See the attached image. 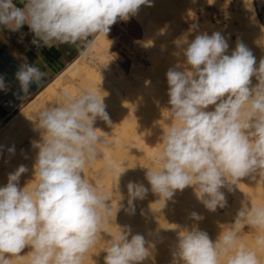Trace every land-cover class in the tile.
Here are the masks:
<instances>
[{"label":"clouds","instance_id":"9594fccd","mask_svg":"<svg viewBox=\"0 0 264 264\" xmlns=\"http://www.w3.org/2000/svg\"><path fill=\"white\" fill-rule=\"evenodd\" d=\"M141 6L151 7L152 0H0V28L18 32L27 25L38 48L74 45L87 57L96 36L107 37L114 24L129 21ZM175 44L174 55L183 60L166 72L169 127L160 136L154 166L146 168L150 187L129 181L125 206L117 184L116 214L135 215V202L149 191L164 208L188 187L206 210L216 212L228 205L223 189L231 193L243 178L264 175V58L257 65L241 41L227 54L229 43L220 32L192 40L185 34ZM24 60L15 73L21 99L47 77ZM7 90L0 77V91ZM105 97L91 89L62 93L38 114L35 130L41 139L32 142L38 150L32 179L20 186L29 171L20 165L0 187V264L20 259L25 248L30 249L27 264H84L96 246L102 225L112 218V197L86 178L85 169L102 153L98 146L109 144L108 134L95 127L98 119L112 124ZM8 152L14 154V146ZM107 170L118 182L125 172ZM190 219L191 227L175 228L170 264H264V204L243 202L215 240L199 228L202 215L192 212ZM245 229L255 234L251 245L243 239ZM107 240L104 264H154L156 243L134 234L131 226H119Z\"/></svg>","mask_w":264,"mask_h":264},{"label":"rangeland","instance_id":"374dc122","mask_svg":"<svg viewBox=\"0 0 264 264\" xmlns=\"http://www.w3.org/2000/svg\"><path fill=\"white\" fill-rule=\"evenodd\" d=\"M235 2L236 0H214V3L209 5L207 0H152L151 7L141 6L138 14L131 17L129 21H118L114 24L107 37L105 35L96 36L103 38V43H106L107 46L106 48L99 50L98 45H92L89 56L84 57L79 55L67 67L68 69L64 70L68 71L66 73L62 72L64 75L61 77V84L54 92H49V89H47L50 83L41 93L28 99L8 119L0 123L2 125L5 122H11L10 128L6 130L10 136L8 137L10 141L6 143L9 146L11 145L10 147L18 143V146L14 147L15 155L5 151L6 148H9L7 144H5L7 147L0 144V178L9 172L11 173L17 166L26 165L29 172L21 175L20 186L23 187L32 179V166L38 150L33 148L31 143L41 139L39 131L35 130V122L42 110L51 106L55 101L58 102L60 98L58 99L54 96L60 93V88H66L69 94H77L84 89H88L87 87L92 83L94 84L99 78L108 77L110 79L108 83H103L102 86L98 87L97 85L90 86V89L96 91L99 95H106L104 100L107 105L106 111L112 121L111 126L105 122L101 125L103 127L102 131L108 134L109 144L98 146L99 149L106 151L107 160H103L102 162L97 161V159L94 160L91 166L86 168L87 173H85V176L86 178H90L104 192H108L112 197L113 205L118 203L121 193L125 197L123 203L127 206L126 185L129 181H138L144 183L146 187H150L144 178L147 171L146 168H152L155 163L150 158V149L157 147L159 151L162 148L160 136L163 130L166 131L169 127L168 113L157 111L158 109L168 107V88L161 86L151 88L154 78L153 74L159 68H164L167 71L168 60L176 56L174 55L177 52L175 41L179 38L178 34L181 31L182 25H186L187 23L186 29H192L191 32L193 33L196 22L202 19L209 20L210 23L208 25L212 24L213 27L214 25L218 26L220 22L226 24L225 21L228 19V16L238 6ZM259 16L261 18L260 12ZM188 19H190L189 22L187 21ZM208 25L205 27V32L211 29ZM161 30H164L163 34H161ZM231 33L230 39L227 40L236 45L237 41H241L242 36L238 34L236 37H231ZM95 55L104 57L103 62L99 65L91 63L90 58ZM178 62H181V60L177 59L176 63ZM74 68L81 70L82 79H86L85 82H79L74 76L67 75ZM135 81L136 83L139 81L143 84L148 94L142 96L145 101L142 107L130 109L128 106L130 100L134 99L133 96L136 91L137 84ZM143 110L147 112L144 113ZM133 115L134 118H132ZM128 117L129 119L127 120ZM22 143L31 144L28 146L30 151L27 145H23ZM127 143L130 145L129 148L125 147ZM1 147H4V149ZM17 155L20 156L17 157ZM16 158H20L18 159L19 161ZM13 161L19 163H16V165ZM109 166L114 168L116 173L125 171L119 178V182L118 176L107 170ZM6 171L9 172L7 173ZM0 183H2L0 186L6 185L3 178L0 179ZM117 184L120 193L117 189ZM185 190L190 194L186 201H182L183 198L177 191L172 200L173 202L170 203L169 201L164 208L163 201H157L158 196L155 197L149 191L145 199L135 202V215H128L124 210H120L118 218H112L117 219L121 224L111 219L110 222H107L106 232L110 236H113L117 233L119 226H124L128 221H133L134 231H132L134 234H143L146 239L156 243L154 264L165 263L167 261L166 251L168 246L165 240L155 238L156 235L159 232L161 234H169V230L171 231L172 228V231H174L172 235L176 236L178 232L175 228L178 226L188 227L194 222L190 219V213L197 212L204 216V211L202 210L205 207L197 201L193 188L188 187ZM249 193L259 202L257 196L261 193L260 189L259 191L243 190V194L248 195ZM242 200H244V197L239 202L226 207L228 213L224 209H218V214L224 211V213L234 217L235 211L244 202ZM181 202H186L187 204V207H184V210L187 209L186 216L177 215L178 211L175 210L176 206H180L178 203ZM228 208H230L229 211ZM186 219L188 221H185ZM105 224L102 225L103 233ZM206 224L208 225V223ZM223 225H225L224 222L222 223ZM213 232L211 236H213ZM254 235L253 232H246L244 233V238L245 240L252 241ZM110 236L106 233L100 235L96 246L87 254L84 264H104L106 253L102 250L106 247L108 243L107 239H110ZM29 251V248H25L22 251L21 255H24L21 260L22 264H27V253ZM262 257H264V254H262ZM144 264H153V262L148 260Z\"/></svg>","mask_w":264,"mask_h":264},{"label":"bare ground","instance_id":"6f19581e","mask_svg":"<svg viewBox=\"0 0 264 264\" xmlns=\"http://www.w3.org/2000/svg\"><path fill=\"white\" fill-rule=\"evenodd\" d=\"M235 3L238 6L234 9V12L228 16V19L225 21L226 24H223L222 22H220L218 24V26L214 25V27H213L212 24L208 25L210 23L209 20L202 19V20H199V21L196 22V24L194 26L193 33L186 29L187 23H186V25H182L181 31L179 32L180 35L178 34V36L180 38L181 36L187 34L188 35V39L189 40H192V39H194L195 35L204 33L206 31L205 30V27L207 25L211 27V29L208 32H206L209 35H211L213 32H220L227 39H230V33H231V31H233L231 33V37H236L238 34L242 36L241 37V42H243L253 52L254 56L256 57V61H257V65H258L259 62H260V60L262 58H264V25H263L262 20H261V18L259 16V11L257 9V5L255 3V0H236ZM203 11H206V10H203ZM206 13H208V12H206ZM189 20L190 19H188L187 21L189 22ZM103 41H104L103 38L96 37L93 40L92 45H94V44H95V46L98 45L99 50L100 49H104L107 46H106V43L105 44L103 43ZM96 43H99V44H96ZM228 43H229V49H228V53L227 54H231V52L235 49V46L236 45H234V43L231 42V41L229 42V40H228ZM176 49H177V51H179V49L177 47H176ZM162 55L164 56V54H162ZM177 59H180L182 61L183 60V57L182 56H180V57L175 56L173 59L168 60L167 66H166L167 70L169 68L173 67L175 64H177L176 63V60ZM90 60H91V63L93 65H99L100 63L103 62L104 57L101 56V55H99V56L98 55L97 56L95 55L92 58H90ZM67 71H64V72L66 73ZM166 72L167 71L164 70V68H159L153 74L154 78H153L152 83H151V88L152 87L158 88L159 86L168 88L167 80H166ZM87 74H88V72H87ZM63 75H64V73L58 75V77H56V79L47 87V89H49V92H54V90L57 89V87L61 84L60 80H61V77ZM67 75L74 76L75 79L77 81H79V82H85L86 81V79H82L83 76L81 75V70H78L76 68L72 69ZM109 81H110V79L108 77H103L102 79L99 78L98 81L94 82V84L92 83L90 86H92V85L93 86H96L97 85V87L98 86H102L103 83H108ZM135 83H136V81H135ZM253 83H255V80H253ZM136 84H135L136 85V91H135L134 96H133L134 99H131L130 100V103H129V106H128L130 109H133V108H136V107H142L145 104V101L143 100V97L142 96L148 94V93H146V91H145L146 90V87L143 86V84H141L139 81H137ZM90 86L89 87L86 86V87L88 89H90ZM59 90H61L60 93H57V94L55 93L56 96H54V97H57L58 99L60 98V96H61L62 93H68V90L66 88H63V89L60 88ZM70 95H75V94H72L71 93ZM52 98H53V96H52ZM56 102L57 101H55V103ZM165 108H167V107H165ZM165 108L158 109L157 111H161L163 113H166L167 110ZM143 112L146 113L147 111L146 110H143ZM132 118H134V115L132 116ZM128 119H129V117L127 118V120ZM10 123L11 122H5L2 125V127L0 128V144L1 145H5V144H7L6 143L7 141L8 142L10 141L9 138H8L10 136L8 135V132L6 131L7 129L10 128ZM102 123H103V121H101V120L98 119L97 122H96V124H95V127L103 130V127H101ZM31 144H29V145L23 144V145H27V148L29 149L28 146H30ZM138 144H140V143H138ZM7 146H9V145L7 144ZM7 146L5 145L4 147H7ZM10 146H9V148H10ZM4 147H1V148L4 149ZM125 147L126 148H129L130 145L127 143ZM9 148H6L5 151L7 152ZM150 150H151L150 153H149V155H151L150 158H151V160H154V157L159 152L158 151V148L157 147H153ZM26 151H28V150H26ZM29 151H30V149H29ZM100 151L102 153L98 157L97 161H101L102 162L103 160H107L106 151L104 149H100ZM18 153L20 154V152H18ZM20 155H17V157H19ZM16 159L18 160L20 158H16ZM6 161H7V159H6ZM14 162H15V164L16 163H19V162L13 161V163ZM15 164H14V166H15ZM85 173H87V170L86 169H85ZM8 174H5V176L3 175L4 177L1 176V178H0V179L3 178L5 184L7 183ZM23 175H25V174H23ZM25 177H27V176H25ZM0 184H2V183H0ZM0 187H2V185ZM244 189L246 191H252V190L253 191H259V189H260L261 190V193L257 196V198H259V202H258V200L256 201V198L254 196H251L250 195L251 193H249L248 195L243 194V190ZM223 191H225V194H226V197H227V201H228L227 207H230V205L233 204V203L239 202L240 199H242L243 197H244V200H242V201L247 202L249 204L250 203H252V204H258V203H261V202H262L261 204H264V175H262L261 177L257 176V179L255 181L250 180L249 178H243L240 182L237 183V187L234 186V191L233 192L229 193V192H227L226 189H223ZM178 192L180 193L181 197L183 198L182 201H184V200L186 201V199L190 196L189 192L186 191V190H184L183 192H180V191H178ZM106 193H108V192H106ZM154 196L157 197L156 195H154ZM172 202L173 201H170V203H172ZM178 205H180V206L179 207L176 206V208H175V210L178 211L177 212V215L186 216L187 209L184 210L185 209L184 207H187L186 206L187 205L186 202L178 203ZM116 207H117V204H114L113 205L112 217L118 218L119 213L116 214ZM229 210H230V208H228V211ZM202 211H204V216H203L204 219L202 221H199L198 222V226H199L200 229L207 231L209 233L210 238L212 240H215L217 238L218 234L220 233V231L224 227H226V225H223L222 226V223L223 222L225 224H229V223H232L233 222V220H231V219H233L234 217H231V215H228V214L224 213V211L227 212V208H224V211H221L219 214H218V211H216V212H209L206 209H204ZM222 213H224V214H222ZM111 219H113V218H111ZM113 220L116 223L121 224V222H118L117 219H113ZM185 221H188V219H186ZM193 223H191L188 227H191V225ZM206 223H208V225ZM125 225L131 226L132 230L134 231V222L133 221H128ZM106 228H107V223L105 224V228L103 229L104 230V233H102V235H104L106 233L108 236H110V234L108 232H106ZM172 230H173L172 228H171V231L169 230V234H165V233H162L161 234V232H159V234H157L156 237H155L157 239H160L161 238V239L165 240L166 243H167V246H168V249L166 251L167 261L165 263H163V264H170L171 259H172L171 250L173 249V247H174V245H175V243L177 241L178 234L176 236L172 235V233H174V231H172ZM215 231H216V233H215ZM212 232H213V236H211ZM246 232H250V231H247V229H245V233ZM243 239L245 240L244 236H243ZM245 242H247L250 245L252 243V241H248V240H245ZM22 259H23V257H21L20 259H13L12 264H22V261H21Z\"/></svg>","mask_w":264,"mask_h":264},{"label":"crops","instance_id":"0c3cea01","mask_svg":"<svg viewBox=\"0 0 264 264\" xmlns=\"http://www.w3.org/2000/svg\"><path fill=\"white\" fill-rule=\"evenodd\" d=\"M255 3L257 9L259 8L258 11L264 25V0H255ZM32 39L33 34L27 25H24L18 32L0 28V77H3L8 85L7 91H0V123L8 119L28 99L41 93L80 55L77 46H40L38 48L31 43ZM25 57L27 63L36 64L45 70L47 77L40 86L33 84L30 88V95L21 99L20 97L24 94L19 91L15 73L20 64L25 62Z\"/></svg>","mask_w":264,"mask_h":264}]
</instances>
